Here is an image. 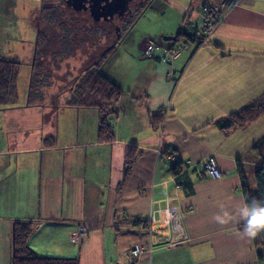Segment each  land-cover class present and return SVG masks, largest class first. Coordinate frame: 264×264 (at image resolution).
<instances>
[{"label":"crops","instance_id":"1","mask_svg":"<svg viewBox=\"0 0 264 264\" xmlns=\"http://www.w3.org/2000/svg\"><path fill=\"white\" fill-rule=\"evenodd\" d=\"M46 1L0 0V57L27 63L30 80ZM206 1L191 11L184 1L176 21L137 43L134 58L145 69L133 87L112 80L125 92L111 119L113 141L98 142L95 108L72 107L67 99L29 104L20 96L0 107V264H10L17 221L31 223L36 255L76 257L79 264H129L136 241V264H264V245L244 235L243 222L213 220L221 206L234 211L245 204L243 182L253 193L262 165L254 145L264 135V115L229 131L216 121L264 94V0H241L200 45L187 43L164 61L150 55L173 46L157 37L194 32ZM161 110L157 129L151 117ZM132 149L137 159L125 177ZM172 154L193 162L214 154L222 176H192L189 187L180 186ZM171 206L184 215L187 242L167 240H174L164 213ZM153 212L160 221L150 230ZM135 218L144 223L129 222ZM80 228V241H72Z\"/></svg>","mask_w":264,"mask_h":264},{"label":"trees","instance_id":"2","mask_svg":"<svg viewBox=\"0 0 264 264\" xmlns=\"http://www.w3.org/2000/svg\"><path fill=\"white\" fill-rule=\"evenodd\" d=\"M59 5L53 2H47L46 6L41 11L39 20L38 40L36 43L34 65L30 80L28 103L34 104L45 101L42 93L38 92L40 87L49 85L50 74L55 75L56 70L61 67V62L67 56H71L73 46L79 41H76V36L73 33L75 30L68 26L67 17L69 20H74L69 12H77L65 4L64 0H57ZM51 3V4H50ZM148 4H143L131 15L125 24L118 25L119 35L112 38L109 36L110 30L103 29L104 38H108V44L114 42L116 46L123 37V33L130 29L135 23V18L138 17L147 7ZM76 20L77 30H81L85 34L83 25ZM59 29H58V28ZM115 32V31H114ZM89 34L95 36L93 31H88ZM78 35V34H76ZM175 41L170 50H174V55L177 50V45L184 39L188 43L192 42L200 45L205 39L198 33H190L188 30L180 29ZM96 37V36H95ZM50 39L57 45L54 49L49 48ZM74 40V42H73ZM71 45H73L71 47ZM71 53V54H70ZM152 58L160 59L161 51L153 52ZM105 55V56H104ZM98 57L90 65H87L82 73L75 76L70 86L65 88L71 90V95L67 98V105L72 107H93L98 112V130L97 139L100 143H108L115 139L114 125L111 122L112 117L118 112L117 105L124 97V90L110 80L105 74L101 73V67L105 62L106 54ZM171 55V54H170ZM161 60V59H160ZM21 67V62L18 59L0 57V107L14 105L18 100V75ZM166 113L161 110L158 114L151 117V125L154 128H159L164 120ZM264 115V94L258 99L241 107L239 110L232 112L228 116L221 118L216 123L224 131H229L235 127H244L247 124L257 120ZM53 138V137H52ZM254 149L261 157L262 165L255 172L257 184V194L253 195L247 182H243V194L245 203L251 202L252 199L264 201V135L255 143ZM135 150H130L125 160V177H127L136 162L137 155ZM194 169H189L185 163L179 159L176 160L172 167V172L180 186L189 187L192 183V172ZM190 173V174H189ZM191 175V176H190ZM129 222L135 224L140 223L137 218ZM31 234V223L17 221L14 226L12 252L10 264H79V259L76 257H61V256H40L36 255L30 248L28 240ZM256 246L264 245V233H260L254 239Z\"/></svg>","mask_w":264,"mask_h":264},{"label":"rangeland","instance_id":"3","mask_svg":"<svg viewBox=\"0 0 264 264\" xmlns=\"http://www.w3.org/2000/svg\"><path fill=\"white\" fill-rule=\"evenodd\" d=\"M31 1L34 2V0ZM49 1L55 3V5H59L57 0H47V2ZM146 1H148L149 4L145 8V10L138 17L135 18L134 20L135 23L132 25V27L123 33L122 40L112 48H109L111 44L110 45L108 44L109 42L108 38H103V37L97 38L89 34L88 32L83 34L81 30H77L76 20L80 19L81 21L82 13L78 11L69 12L71 17L75 19L71 21L69 20L71 18L67 17V23L68 26H70L72 29L75 30L73 33L75 34L74 36H76V41H79V43H77V45L75 44V46L71 45V47L73 46L75 48L73 50L72 55L67 56L66 59H64L61 62V67L58 70H56L55 75L52 76L50 74L49 82L47 81V83L50 84L46 85L45 87H40L38 89V92L42 93L41 94L42 96L44 95L43 99H45V102L56 103L59 100L67 99L71 94V90L65 87H67V85L70 86L71 82L73 85L74 77L82 73V71L87 65H90L94 60H97L99 56L102 57L104 54H106V58H105V62L101 67V73L105 74L113 81L114 79L115 81L116 80L119 81L120 79L122 83L129 84L130 86L133 87L135 80L141 74L142 68L145 69L144 64L134 58L139 53L137 43L150 33H153L154 37H156L157 35L156 32L159 30V28L162 27L163 29V26L167 22L169 25H171L172 21H176L178 17L181 15V10H183L185 6L189 5L190 8L189 11H191V7L193 9V6L194 7L196 6V1L199 2L201 0H167V3L170 2L168 3V5H166V0H144V4ZM184 1H186L185 6L182 5ZM108 29L110 30L109 27ZM113 30L115 31L114 37L118 36L119 35L118 29L115 27V29L113 28ZM157 39L159 42L165 45L172 44L171 41H166L164 40L163 37L159 36L157 37ZM207 39H205L204 41H206ZM13 42L16 51L20 52L24 50V46L20 43V41H13ZM55 47H57V45L50 39L49 48L54 49ZM28 57L29 56L26 55L24 56V59H27ZM23 61L26 62V60ZM29 86H30V66L27 65V63H23L21 64L18 75V95H19L18 97L23 96L28 99ZM183 162L185 163L186 161ZM192 176L193 178H195L194 175ZM255 186H256V190L253 192V195L257 194L256 179H255ZM169 208L178 209V207H174V206L166 207L164 209L165 215L167 209ZM153 213L158 215L156 212ZM158 220L160 221L159 217ZM182 220H184L183 213H182ZM140 222L142 224L144 223L142 220ZM76 233L77 231L71 234V240L74 242L80 241V239L74 240L72 238L73 236H77ZM167 240L174 243H184L189 240L188 233L182 239L179 240L167 239ZM135 245H141V244L136 241L133 244V247ZM132 264H136V262H133Z\"/></svg>","mask_w":264,"mask_h":264},{"label":"built area","instance_id":"4","mask_svg":"<svg viewBox=\"0 0 264 264\" xmlns=\"http://www.w3.org/2000/svg\"><path fill=\"white\" fill-rule=\"evenodd\" d=\"M241 0H218V1H210L207 0L204 2L202 6V10L199 16V22L194 28V32L198 33L200 36L207 39L209 36L213 34V32L217 29V27L222 23L228 12L233 10L235 7L239 5ZM187 40H182L178 45L177 48L183 47L187 44ZM172 52L174 50H165L161 56V60H166L168 56H173ZM171 54V55H170ZM152 57V54H150ZM168 80H176L175 76L172 72L168 73ZM171 157L174 160H179L175 154H172ZM185 166L189 169H194L192 175L196 179H203L205 177H212V178H221L222 172L220 171L216 155L210 154L201 162H193L191 160H186ZM158 217L156 214H151L148 219L150 230L153 229L151 224L158 223ZM165 222L171 225L173 230V237L174 240L182 239L186 234V226L184 220H182V213L178 208H169L166 211L165 215ZM85 229L80 228L77 230L76 235L72 238L74 240L81 239V236L84 234ZM142 251V247L140 245H135L130 249L127 253V257L129 258V264H132L135 259L134 257L138 255Z\"/></svg>","mask_w":264,"mask_h":264},{"label":"clouds","instance_id":"5","mask_svg":"<svg viewBox=\"0 0 264 264\" xmlns=\"http://www.w3.org/2000/svg\"><path fill=\"white\" fill-rule=\"evenodd\" d=\"M214 222L227 225L233 220L243 222V233L249 239H255L264 233V201L252 199L234 211L221 206L220 212L213 217Z\"/></svg>","mask_w":264,"mask_h":264},{"label":"water","instance_id":"6","mask_svg":"<svg viewBox=\"0 0 264 264\" xmlns=\"http://www.w3.org/2000/svg\"><path fill=\"white\" fill-rule=\"evenodd\" d=\"M133 0H66L69 7L75 11L87 9V3L91 4L92 15L96 20H112L115 15L125 16ZM164 40L175 41V35H164ZM115 45V44H114ZM113 46L109 47L112 48Z\"/></svg>","mask_w":264,"mask_h":264},{"label":"flooded vegetation","instance_id":"7","mask_svg":"<svg viewBox=\"0 0 264 264\" xmlns=\"http://www.w3.org/2000/svg\"><path fill=\"white\" fill-rule=\"evenodd\" d=\"M64 1H65V4L67 5L66 0H64ZM143 4H144V0H133L132 2H130V7H129L128 11L125 13V16H123L122 18L119 17L118 14H116L115 18H113L112 20H96L94 18V16L92 15L91 4L87 3V5H86L87 9H83V10L79 11L82 13V19H81L80 23L83 25L86 33L88 31H93L97 38H101V37L104 38L105 34L102 31L104 28L107 29L109 27L110 28L109 36H112L114 38L113 28L115 29V27H116L117 29H119L118 28L119 24L123 26L125 24V22H127L128 19L131 17V15L135 11V9H137L138 7H140ZM145 4H147V1L145 2ZM112 26H113V28H112ZM94 28H96V29H94ZM111 46H112V44H111ZM113 47H114V42H113Z\"/></svg>","mask_w":264,"mask_h":264}]
</instances>
